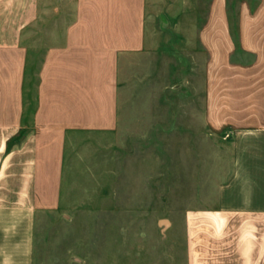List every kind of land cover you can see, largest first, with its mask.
<instances>
[{"label":"rangeland","instance_id":"1","mask_svg":"<svg viewBox=\"0 0 264 264\" xmlns=\"http://www.w3.org/2000/svg\"><path fill=\"white\" fill-rule=\"evenodd\" d=\"M39 1L38 18L22 34L27 90L75 12L76 0ZM211 1L148 0L151 43L128 53L120 70L118 126L71 130L59 175L47 176L62 189L58 207L40 213L36 264H185V212L216 205L237 167L264 172V132L214 125L209 53L197 32ZM261 1L228 0L235 32L240 4ZM233 60L252 57L237 49ZM246 87L225 88L224 102L252 98L256 111L234 117L262 121V91L252 97Z\"/></svg>","mask_w":264,"mask_h":264},{"label":"crops","instance_id":"2","mask_svg":"<svg viewBox=\"0 0 264 264\" xmlns=\"http://www.w3.org/2000/svg\"><path fill=\"white\" fill-rule=\"evenodd\" d=\"M147 2L76 0L61 42L46 49L27 90L22 34L38 18L40 1L0 0V264H36L40 213L58 207L62 189L47 176L59 175L69 132L118 126L120 70L128 53L142 54L151 43ZM228 7V0H212L197 25L209 53L214 125L264 132V119L234 117L256 111L252 98L235 106L223 94L247 85L252 97L258 90L264 96V0L240 4L236 32ZM167 43L175 49V38ZM237 49L252 61H234ZM253 166L236 168L216 205L185 212V264H264V172Z\"/></svg>","mask_w":264,"mask_h":264}]
</instances>
